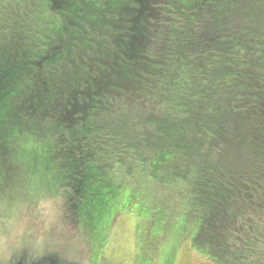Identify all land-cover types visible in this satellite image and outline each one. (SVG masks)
<instances>
[{
	"label": "trees",
	"instance_id": "trees-1",
	"mask_svg": "<svg viewBox=\"0 0 264 264\" xmlns=\"http://www.w3.org/2000/svg\"><path fill=\"white\" fill-rule=\"evenodd\" d=\"M26 152L98 242L113 210L170 216L210 264H264V0H0V192Z\"/></svg>",
	"mask_w": 264,
	"mask_h": 264
},
{
	"label": "rangeland",
	"instance_id": "rangeland-1",
	"mask_svg": "<svg viewBox=\"0 0 264 264\" xmlns=\"http://www.w3.org/2000/svg\"><path fill=\"white\" fill-rule=\"evenodd\" d=\"M25 156L18 160L24 168L15 178L19 183L0 192V264L26 247L45 254L60 252L79 264H210L192 249L193 227L178 233L176 217L169 216L166 230L144 226L137 210L136 215H116L113 210L102 220L109 227L98 242V214L91 221L94 237L83 225L78 228L66 219L58 200L36 191L50 178L42 159L34 160L27 152Z\"/></svg>",
	"mask_w": 264,
	"mask_h": 264
}]
</instances>
